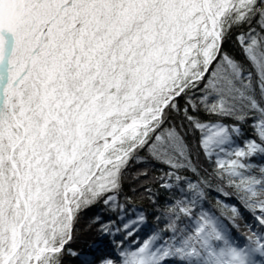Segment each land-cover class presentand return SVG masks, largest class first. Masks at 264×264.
<instances>
[{
    "label": "snow or ice",
    "instance_id": "obj_1",
    "mask_svg": "<svg viewBox=\"0 0 264 264\" xmlns=\"http://www.w3.org/2000/svg\"><path fill=\"white\" fill-rule=\"evenodd\" d=\"M245 25L235 39L256 79L222 50ZM201 111L253 118L259 142L232 147L240 128L200 122ZM183 121L207 156L229 157L215 175L264 228V167L247 162L264 155V0H0V264H61L83 211L101 200L124 211L118 193L133 161L166 165L181 182L191 167ZM187 187L195 196L175 201L166 228L118 259L69 254L84 255L80 264H264V234L240 246L195 211L200 185ZM120 219L127 237L146 222Z\"/></svg>",
    "mask_w": 264,
    "mask_h": 264
},
{
    "label": "trees",
    "instance_id": "obj_2",
    "mask_svg": "<svg viewBox=\"0 0 264 264\" xmlns=\"http://www.w3.org/2000/svg\"><path fill=\"white\" fill-rule=\"evenodd\" d=\"M248 27V25H245L242 28H233L232 33L225 39L222 50L240 61L246 71H252L254 79H256L255 70L245 59L235 39L236 33L245 31ZM251 27H255L257 32L260 31L259 22L255 19ZM197 119L203 123L219 122L229 127L238 126L240 132L234 134V145L232 147H243L250 139H257L259 142L253 118L237 121L233 117L218 116L201 111L197 114ZM173 120L175 123L182 122L180 117L175 115ZM183 123V131L191 161V167L180 169L178 172L184 179L177 182L174 177H167L165 173L171 171V169L166 165L154 162H131L124 173L123 186L118 193V200L124 206V211H112L110 206L103 204L102 200L83 211L76 224L74 239L64 250L61 264L79 263L85 257L72 256L67 251L86 253L92 248L93 244H95L93 248H98L101 252L109 254L110 258L113 259H118L121 250L134 249L152 231L165 229L167 223L174 219L168 209L174 205L176 200H191L195 196V192L187 187L189 182L200 185V190L203 192V197L197 198L195 211L199 213L203 210L215 216L236 243L241 241L248 243L247 237L252 232L258 234L264 231V228H261L258 222L254 220L253 213L247 210L236 196L234 189L228 187L226 182L219 180L215 175L217 170L216 160L218 158L227 160L229 157L223 153L219 157L215 154L211 157L207 156L199 143L201 137L199 130L194 129L186 121H183ZM231 150L232 148L229 147L228 151ZM247 162L251 163L255 169L264 167V155L257 154L249 158ZM192 169H195V171ZM142 172H147V175H142ZM166 183L171 184L172 187H165ZM225 192L228 195H224ZM224 205L229 207L225 208ZM232 206L238 209V214L234 218L233 213L229 210ZM136 214H142L146 218L145 224L140 227L136 234L127 237L123 230L116 231L118 227L122 229L121 216L125 218L126 222L127 219H135ZM256 214L259 215V213ZM96 217H99V222L93 223ZM102 223L113 225L111 234L106 235L99 231ZM187 223H189L188 219L181 217L179 226L184 227ZM168 234L170 233L165 234V238ZM121 242L123 243L121 244ZM112 255H115V257H112ZM98 262L100 263L99 259Z\"/></svg>",
    "mask_w": 264,
    "mask_h": 264
},
{
    "label": "rangeland",
    "instance_id": "obj_3",
    "mask_svg": "<svg viewBox=\"0 0 264 264\" xmlns=\"http://www.w3.org/2000/svg\"><path fill=\"white\" fill-rule=\"evenodd\" d=\"M257 215V214H256ZM258 234H264V231L262 232V233H258ZM247 242L246 241H241V242H239V243H237V244H239L240 246H243L244 244H246ZM94 245L95 244H93L92 245V248L94 247ZM67 252H69V250L67 251ZM77 253V252H76ZM80 256V255H79ZM85 257V256H84ZM112 257H115V255H112ZM88 259H91L92 257L91 256H88L87 257ZM99 262L97 261V264H98ZM76 264H80V262L79 263H76ZM100 264V263H99Z\"/></svg>",
    "mask_w": 264,
    "mask_h": 264
},
{
    "label": "bare ground",
    "instance_id": "obj_4",
    "mask_svg": "<svg viewBox=\"0 0 264 264\" xmlns=\"http://www.w3.org/2000/svg\"><path fill=\"white\" fill-rule=\"evenodd\" d=\"M81 256V258H83L84 257V255H80Z\"/></svg>",
    "mask_w": 264,
    "mask_h": 264
}]
</instances>
